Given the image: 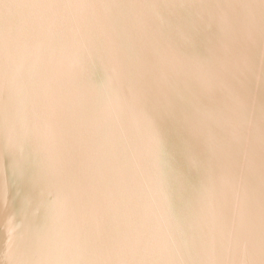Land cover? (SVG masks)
Wrapping results in <instances>:
<instances>
[{
	"label": "water",
	"instance_id": "95a60500",
	"mask_svg": "<svg viewBox=\"0 0 264 264\" xmlns=\"http://www.w3.org/2000/svg\"><path fill=\"white\" fill-rule=\"evenodd\" d=\"M0 264H264V0H0Z\"/></svg>",
	"mask_w": 264,
	"mask_h": 264
}]
</instances>
